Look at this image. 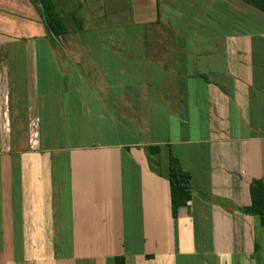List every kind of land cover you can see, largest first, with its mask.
<instances>
[{
  "label": "crops",
  "instance_id": "0c3cea01",
  "mask_svg": "<svg viewBox=\"0 0 264 264\" xmlns=\"http://www.w3.org/2000/svg\"><path fill=\"white\" fill-rule=\"evenodd\" d=\"M56 1L57 42L0 35V264H264L245 213L264 185V14ZM169 155L196 191L177 219Z\"/></svg>",
  "mask_w": 264,
  "mask_h": 264
},
{
  "label": "trees",
  "instance_id": "16d2710c",
  "mask_svg": "<svg viewBox=\"0 0 264 264\" xmlns=\"http://www.w3.org/2000/svg\"><path fill=\"white\" fill-rule=\"evenodd\" d=\"M39 11L50 41L57 42L69 31L66 23L59 11V2L56 0H29ZM245 5L251 6L264 14V0H241ZM40 7V8H39ZM73 22L76 20L73 18ZM72 28H75L73 24ZM158 153V148H148L147 154ZM166 179L170 185L171 211L174 219L178 218L179 210L187 206L193 193H196L190 184V175L183 171L177 161L168 156V170ZM200 196H205L198 192ZM251 206L245 210L248 215L259 219L260 225L264 228V185L261 181H253L250 185ZM119 262V260H117Z\"/></svg>",
  "mask_w": 264,
  "mask_h": 264
},
{
  "label": "rangeland",
  "instance_id": "374dc122",
  "mask_svg": "<svg viewBox=\"0 0 264 264\" xmlns=\"http://www.w3.org/2000/svg\"><path fill=\"white\" fill-rule=\"evenodd\" d=\"M46 29L38 15L37 8L28 0H0V35L10 39L32 41L37 37V43L44 37ZM41 54V53H40ZM70 134L69 131H67ZM67 134V135H68ZM73 135L63 136L61 143L71 145L78 140L73 139ZM74 141V142H73ZM167 158V154H163Z\"/></svg>",
  "mask_w": 264,
  "mask_h": 264
}]
</instances>
